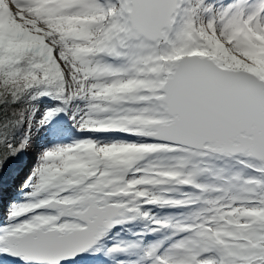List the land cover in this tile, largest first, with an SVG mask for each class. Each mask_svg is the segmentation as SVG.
Instances as JSON below:
<instances>
[{"label":"snow or ice","instance_id":"obj_1","mask_svg":"<svg viewBox=\"0 0 264 264\" xmlns=\"http://www.w3.org/2000/svg\"><path fill=\"white\" fill-rule=\"evenodd\" d=\"M0 264H264V0H0Z\"/></svg>","mask_w":264,"mask_h":264}]
</instances>
